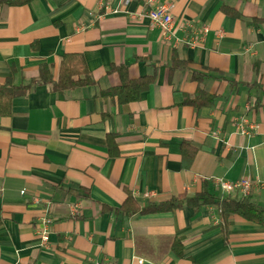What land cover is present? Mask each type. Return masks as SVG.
I'll return each mask as SVG.
<instances>
[{"label": "crops", "instance_id": "obj_1", "mask_svg": "<svg viewBox=\"0 0 264 264\" xmlns=\"http://www.w3.org/2000/svg\"><path fill=\"white\" fill-rule=\"evenodd\" d=\"M163 2L178 40L131 15L149 0H0V85L44 64L57 77L68 53L96 82L62 94L39 85L0 116V264H264V225L241 216L224 232L214 206L121 211L130 196L148 206L205 188L221 196L217 178L264 181V0ZM121 64L134 79L155 75L138 100L104 93ZM199 89L212 105L186 103ZM250 198L264 206V189Z\"/></svg>", "mask_w": 264, "mask_h": 264}, {"label": "trees", "instance_id": "obj_2", "mask_svg": "<svg viewBox=\"0 0 264 264\" xmlns=\"http://www.w3.org/2000/svg\"><path fill=\"white\" fill-rule=\"evenodd\" d=\"M226 10L232 15L239 16V12L230 7H227ZM255 21L264 23V18H257ZM175 63V68L186 67V64L183 62L176 60ZM110 72H116L119 75L120 85L109 88L104 93L117 97L120 103H129L138 100L141 94L154 82L155 78V75H148L134 79L130 75L129 66L123 64L113 65ZM194 77L200 79L201 76L196 74ZM95 83L84 56L79 53H68L62 59L57 77L53 75L51 67L48 64H44L40 67L38 76L32 78L27 83L16 84L13 79H7L4 84L0 85V116L12 114L13 100L17 97L27 95L39 85H48L53 91L62 94L65 91L95 85ZM215 99V95L199 89L194 97L187 98L186 103L195 107L212 105ZM196 152L197 149L192 148V158ZM185 205L194 208H200L202 206L216 207L219 211L220 225L224 232H227L228 226L231 223V217L235 215L241 216L249 222L264 225L263 205L251 200L250 197L218 196L211 193L207 188L193 196L183 194L172 197L159 204H150L148 206H142L138 200L130 196L122 206L121 211L126 215H133L137 213L170 211L179 209ZM175 247L181 253V240L176 241Z\"/></svg>", "mask_w": 264, "mask_h": 264}, {"label": "built area", "instance_id": "obj_3", "mask_svg": "<svg viewBox=\"0 0 264 264\" xmlns=\"http://www.w3.org/2000/svg\"><path fill=\"white\" fill-rule=\"evenodd\" d=\"M150 3L155 5L146 12L131 14L134 18L143 19L148 18L152 26L161 30L163 40L169 42L176 38L174 30V17L172 14V7L170 3H157L156 0H149ZM208 28L203 30L202 35H195L187 41L190 46H197L204 40L205 34ZM255 124L249 123L248 120H242L238 122L237 129L241 134H251L255 129ZM215 184L221 190L222 195H235L238 197H250L256 188L264 189V181L254 180L253 178L246 176L237 181H229L224 178L215 179ZM25 193V190H22ZM149 195V194H147ZM73 212L77 213L79 205L72 206ZM52 220L48 217H44L39 228V234L42 240L46 243L49 240L50 224ZM140 263H143V259H139Z\"/></svg>", "mask_w": 264, "mask_h": 264}, {"label": "rangeland", "instance_id": "obj_4", "mask_svg": "<svg viewBox=\"0 0 264 264\" xmlns=\"http://www.w3.org/2000/svg\"><path fill=\"white\" fill-rule=\"evenodd\" d=\"M230 196L234 197V195H230Z\"/></svg>", "mask_w": 264, "mask_h": 264}]
</instances>
